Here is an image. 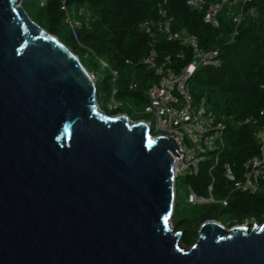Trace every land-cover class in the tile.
I'll list each match as a JSON object with an SVG mask.
<instances>
[{
	"label": "water",
	"instance_id": "95a60500",
	"mask_svg": "<svg viewBox=\"0 0 264 264\" xmlns=\"http://www.w3.org/2000/svg\"><path fill=\"white\" fill-rule=\"evenodd\" d=\"M22 2L0 0V264H264V222L207 220L180 246L175 141L102 110Z\"/></svg>",
	"mask_w": 264,
	"mask_h": 264
},
{
	"label": "trees",
	"instance_id": "16d2710c",
	"mask_svg": "<svg viewBox=\"0 0 264 264\" xmlns=\"http://www.w3.org/2000/svg\"><path fill=\"white\" fill-rule=\"evenodd\" d=\"M187 1L49 0L42 7L39 0H23L22 5L34 21L57 36L96 76L98 103L109 115L126 113L132 120L146 119L133 117L126 105L131 108L132 103L144 108L148 105L146 91L159 78L143 62L152 47L158 50L159 61L171 56L168 65L177 73L193 59L190 48L163 38L153 42L141 29L145 20L160 17L161 7L173 16L176 30L186 29L197 36L204 49H220V65L199 67L189 81L195 100L205 97L225 123L224 146L206 153L198 173L184 175L199 196L212 195L215 202L195 205L184 215L175 188L172 221L174 226L180 225L178 230H185L182 242L190 247L198 239V228L207 220L220 221L227 227L247 221L253 225L264 222V188L254 194L234 189L235 181L243 176L246 161L258 153L255 130L264 126V0L249 4L255 13L246 15L232 42L229 39L234 24L230 19L222 17L221 26L215 28L204 21L203 10L192 9ZM81 8L90 12L89 18L80 13ZM68 14L80 21L81 26L73 29L67 22ZM181 53L183 58L177 56ZM101 60L108 66L104 67ZM132 83L137 84L135 89L131 88ZM114 89L122 105L111 109L108 103ZM226 165L230 166L234 180L228 177ZM179 213L182 217L176 220Z\"/></svg>",
	"mask_w": 264,
	"mask_h": 264
},
{
	"label": "built area",
	"instance_id": "2783aa9c",
	"mask_svg": "<svg viewBox=\"0 0 264 264\" xmlns=\"http://www.w3.org/2000/svg\"><path fill=\"white\" fill-rule=\"evenodd\" d=\"M48 1L39 0V4L44 7ZM252 1L216 0L206 3L205 0H188L187 4L192 9L203 10L204 21L215 28L221 26L222 17L230 19L234 24L229 39L232 42L238 35L239 27L246 15H254L255 13L254 8L249 6ZM79 11L81 14H85L87 18L90 17V12L87 9L81 8ZM159 14L160 17L156 20L148 19L142 22L141 29L149 35L153 42L163 38L186 46L193 52L192 61L183 67L179 73L168 65L171 63L170 55L165 56L163 61H159V52L156 47H152L143 60L149 68L156 71L159 78L146 91L149 102L143 111L151 114L154 117V122L148 119L141 120L147 122L152 138L168 136L175 141L178 148L176 152L179 156L172 151L171 155L176 160L174 161V175L177 181L181 176L198 173L199 165L206 158V153L217 151L224 146L225 123L223 119L219 118L211 107H208L205 97L199 101L195 100L189 84L199 67L220 65V49L218 47L204 49L197 36L186 29L176 30L173 16L165 7H161ZM67 22L73 29L81 26V22L69 14ZM177 56L183 58L182 53L177 54ZM101 63L104 67L108 66L102 60ZM91 74L96 81V76ZM113 74L116 77V71H113ZM136 87V83L131 84L132 89ZM115 94L116 90L114 89L108 103L111 109L122 105ZM254 135L259 146L258 153L246 161L242 178L235 181L234 184V189L251 194L262 191L264 188V126L257 128ZM226 172L230 179H235L229 165H226ZM189 189V203L215 202L212 195L210 197L199 196L191 186ZM212 189L213 186L210 185L209 192ZM223 203L227 204L226 201Z\"/></svg>",
	"mask_w": 264,
	"mask_h": 264
},
{
	"label": "rangeland",
	"instance_id": "374dc122",
	"mask_svg": "<svg viewBox=\"0 0 264 264\" xmlns=\"http://www.w3.org/2000/svg\"><path fill=\"white\" fill-rule=\"evenodd\" d=\"M72 13H74V10H72ZM100 72L103 73L104 70L100 67ZM126 102V101H124ZM129 103V102H127ZM126 105V104H125ZM133 107L135 108H131L130 105H126V110L131 113V115L133 117L135 116H144L146 119L151 120L152 122H154V117L149 114V113H143L144 111V106H136L134 103H132ZM208 107H211L209 104H207ZM132 119V118H131ZM190 185L189 183L186 181V178L184 176H181L177 179L176 181V189H177V193H178V198H179V208L181 210H183V214L185 215L187 212H189L195 205L196 206H203L209 203H204V204H192L188 202V194L190 192L189 189ZM182 217V215L177 214L175 219L179 220ZM251 223L250 221L245 222V224ZM180 227V226H179ZM183 230V229H181ZM180 246L184 249H188L187 246H185L183 244V242H180Z\"/></svg>",
	"mask_w": 264,
	"mask_h": 264
}]
</instances>
